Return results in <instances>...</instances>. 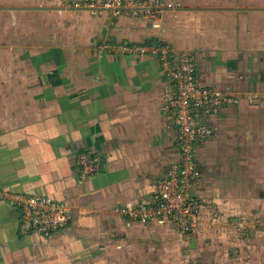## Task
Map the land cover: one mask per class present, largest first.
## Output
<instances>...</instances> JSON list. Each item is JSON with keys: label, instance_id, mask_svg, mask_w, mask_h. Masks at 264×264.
<instances>
[{"label": "crops", "instance_id": "obj_1", "mask_svg": "<svg viewBox=\"0 0 264 264\" xmlns=\"http://www.w3.org/2000/svg\"><path fill=\"white\" fill-rule=\"evenodd\" d=\"M78 1L0 0V190L68 207L52 237L21 235L0 198V264H264V0H144L117 15ZM123 41L166 47L171 66L188 56L198 85L236 99L193 147L185 231L117 211L154 204L179 159L161 62L101 48ZM86 151L99 165L80 178Z\"/></svg>", "mask_w": 264, "mask_h": 264}, {"label": "built area", "instance_id": "obj_2", "mask_svg": "<svg viewBox=\"0 0 264 264\" xmlns=\"http://www.w3.org/2000/svg\"><path fill=\"white\" fill-rule=\"evenodd\" d=\"M71 7L87 10L90 14L108 11L117 15L125 9H143L144 0H81L73 2ZM151 13L146 11L144 15L150 16ZM101 48L112 49L120 55L158 57L167 80L163 91V111L174 117L177 128L178 163L171 167L168 177L162 181L159 199L151 205L126 202L117 211L140 222L169 218L180 230L185 231L190 225L191 212L195 211L191 200L192 186L200 176L193 147L210 133L207 124L209 118L216 115L222 106L233 105L236 99L198 85L194 63L188 56L171 66L170 61L174 53L162 45L153 42L130 44L123 41L114 44L103 43ZM76 164L80 178L94 174L99 165L97 157L88 151L78 154ZM0 198L10 203L18 212L21 235L34 233L50 238L67 219V204L47 196L0 190Z\"/></svg>", "mask_w": 264, "mask_h": 264}, {"label": "rangeland", "instance_id": "obj_3", "mask_svg": "<svg viewBox=\"0 0 264 264\" xmlns=\"http://www.w3.org/2000/svg\"><path fill=\"white\" fill-rule=\"evenodd\" d=\"M235 262V261H234ZM256 263L258 264H262L263 263V254H260L259 256H257L256 258ZM238 263V262H237ZM195 264H199V263H195Z\"/></svg>", "mask_w": 264, "mask_h": 264}]
</instances>
